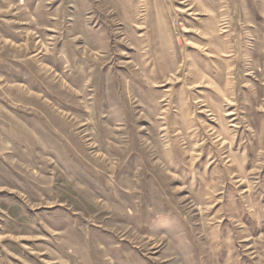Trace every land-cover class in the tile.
Masks as SVG:
<instances>
[{"label": "rangeland", "instance_id": "obj_1", "mask_svg": "<svg viewBox=\"0 0 264 264\" xmlns=\"http://www.w3.org/2000/svg\"><path fill=\"white\" fill-rule=\"evenodd\" d=\"M0 264H264V0H0Z\"/></svg>", "mask_w": 264, "mask_h": 264}]
</instances>
